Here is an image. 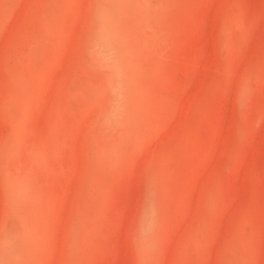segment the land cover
Segmentation results:
<instances>
[{
    "label": "rangeland",
    "instance_id": "374dc122",
    "mask_svg": "<svg viewBox=\"0 0 264 264\" xmlns=\"http://www.w3.org/2000/svg\"><path fill=\"white\" fill-rule=\"evenodd\" d=\"M0 264H264V0H0Z\"/></svg>",
    "mask_w": 264,
    "mask_h": 264
}]
</instances>
